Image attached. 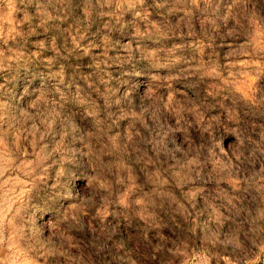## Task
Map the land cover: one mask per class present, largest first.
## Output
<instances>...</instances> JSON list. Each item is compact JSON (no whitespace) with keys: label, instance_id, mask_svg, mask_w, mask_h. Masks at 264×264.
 Listing matches in <instances>:
<instances>
[{"label":"rangeland","instance_id":"obj_1","mask_svg":"<svg viewBox=\"0 0 264 264\" xmlns=\"http://www.w3.org/2000/svg\"><path fill=\"white\" fill-rule=\"evenodd\" d=\"M0 264H264V0H0Z\"/></svg>","mask_w":264,"mask_h":264}]
</instances>
